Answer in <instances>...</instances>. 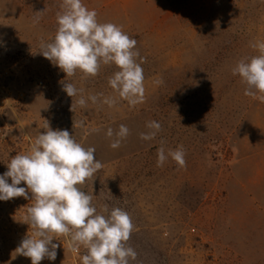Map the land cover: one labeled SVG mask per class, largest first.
<instances>
[{
	"label": "rangeland",
	"instance_id": "rangeland-1",
	"mask_svg": "<svg viewBox=\"0 0 264 264\" xmlns=\"http://www.w3.org/2000/svg\"><path fill=\"white\" fill-rule=\"evenodd\" d=\"M62 2L0 0V175L47 123L66 129L103 165L78 187L98 212L107 204L131 216L127 243L137 258L129 264H264V102L246 96L232 72L260 54L251 45L264 42V0H82L98 22L137 40L145 91L135 106L109 86L114 64L95 77H66L40 53L56 34ZM65 80L83 92L72 99ZM98 93L97 103L87 99ZM81 94L85 107L76 103ZM153 120L161 130L141 139ZM121 124L130 134L113 149L106 133ZM179 146L186 167L171 157L157 166L158 148ZM33 203L0 201V264H31L15 249L33 232L25 223ZM53 243L56 260L40 264H82L83 246L73 252L66 236Z\"/></svg>",
	"mask_w": 264,
	"mask_h": 264
},
{
	"label": "clouds",
	"instance_id": "clouds-1",
	"mask_svg": "<svg viewBox=\"0 0 264 264\" xmlns=\"http://www.w3.org/2000/svg\"><path fill=\"white\" fill-rule=\"evenodd\" d=\"M60 8L56 14V34L50 42L41 41L40 53L66 77L74 76L77 70L85 77H95L102 65L114 64L118 70L109 78V86L130 106L141 103L145 91L141 64L145 58L136 49L137 40L114 23L98 22L95 9L87 8L82 0H63ZM251 47L260 54L241 59L232 72L247 85L246 96L264 102V42ZM62 85L72 99L83 92L67 80ZM102 96L98 93L87 99L97 103ZM76 103L85 107L87 100L81 94ZM103 103L111 107L116 101L104 98ZM72 107L73 104L71 110ZM146 127L151 131L140 134L143 140L154 139L162 128L154 120ZM44 129L29 151L11 158L8 170L0 175V201L17 197L34 201L25 218L33 232L21 240L15 253L30 258L31 264H40L45 258L55 261L60 245L53 243V239L66 236L73 252H79L81 246L87 250L81 256L82 264H129V260H136L137 252L127 243L134 230L130 214L118 207L109 210L107 204L98 212L92 203L93 195L78 187L103 167L95 157V148H85L66 129L53 130L48 123ZM129 134V128L123 124L118 131L108 128L106 133L109 138L115 136L110 144L113 149H118ZM185 155L182 146L167 153L160 147L157 166L162 167L171 157L178 166L186 167ZM21 182L27 187L19 186Z\"/></svg>",
	"mask_w": 264,
	"mask_h": 264
}]
</instances>
